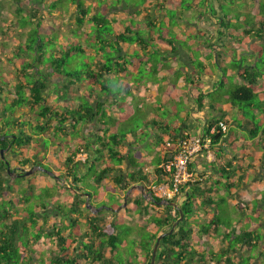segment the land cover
<instances>
[{
  "label": "trees",
  "instance_id": "trees-1",
  "mask_svg": "<svg viewBox=\"0 0 264 264\" xmlns=\"http://www.w3.org/2000/svg\"><path fill=\"white\" fill-rule=\"evenodd\" d=\"M24 1H12L15 11L8 19L2 12L6 7L0 0V23L6 21L9 24L6 28L0 27V31L4 35L13 32L17 40L6 56L3 53L8 45L3 41L0 43V119L6 120V124L0 126V148L16 155L6 157L3 154L4 157H0V264H36L38 260L40 264H120L117 263L121 255L120 246L126 244L129 236H133L132 241L144 252L145 264H151L157 237L168 232L181 216L175 207L162 203L165 199L155 195L154 188L171 180L172 172L166 170L163 164L175 155L178 142L191 136L184 128L189 114L183 119L174 108L172 114L175 118L169 121L155 115L161 106H149L148 112L144 113V129L137 127L136 130L128 128L127 115L123 116V112L129 110L136 114L137 111L143 115L141 103L145 104L144 90L150 89V83L162 82L168 86L172 79L174 92L181 91L185 98L190 92L186 87L189 82L199 86L201 92L192 93L194 102L189 107L192 113L194 110L202 111L208 104L207 96L211 94L204 90L201 77L204 74L217 77L209 67L211 63L219 68V72L221 70L223 76L221 80H214L211 92L224 87L227 82L229 69L219 46L223 40L231 39L227 54H237L238 48L242 47L243 56L263 60L264 48L255 46L253 41L264 39V0H250L254 3L255 20L245 28L236 23L225 26V19L221 24L216 20L213 26H206V31L198 27L196 35L205 32L204 36L211 38L210 43L198 42V45L202 51L204 48L214 50L217 63L212 53L196 57L187 39L180 37L166 23L170 22L167 10L180 11L183 4L194 8L195 4L188 0H117L115 5H112V0H95L91 6L86 5L84 0H30L27 2L34 4H30L29 9L24 7ZM38 3L45 4L48 9L33 6ZM69 3L77 5L76 27L65 31L61 23ZM194 3L197 5L198 1L194 0ZM43 12L53 18V23H48ZM121 12L128 18L115 17ZM234 12V20L240 23L247 21L245 13ZM207 16L212 18L210 14ZM230 22L234 23L233 19ZM57 28L67 33L65 37L62 33L58 36L53 33ZM156 28L160 30L158 33ZM186 32L181 30L184 37ZM53 35L57 36L56 44ZM196 38L199 40L198 36ZM180 47L190 55L191 72L183 69L185 63L179 62L178 67H174L169 62V55L175 54ZM156 53H160V58H153ZM245 60L247 64H242L244 69L235 71L242 80L227 93V99L232 102L229 109L233 115L231 122L225 118V110H219L220 103L212 101L210 107L220 115H205L206 121L201 129L205 136L211 137L212 150L226 137L232 155L228 156L227 146L219 150L216 161L205 163L208 169L196 171L201 179L182 187L184 201L180 207L184 218L172 234L162 239L156 257L159 264H208L209 261L213 264H252L253 260L264 264V189L257 187L261 181L254 182L256 186H253L257 188L255 199L258 207L251 205L252 199L243 197L235 204L242 209V215L253 214L248 218L249 226H244L240 220L226 226L222 224L218 212L219 202L226 200L222 193L224 187L241 190L243 184L251 182L248 180L250 169L256 168L254 178L261 173L258 165L264 170V135L259 132L262 126L246 118L247 110L243 107L245 103L257 110V105L253 103L259 95H264V88L258 89L260 82L264 84V70L258 67L257 61L252 65L247 57ZM169 70L173 71L171 77L167 73ZM114 79L119 85L116 94L111 91L110 85ZM181 80L184 87L178 89L176 86ZM50 82L53 84L51 89L48 87ZM164 88L160 85L159 90ZM162 93L157 96L163 97ZM51 94L64 103L57 105L50 102ZM163 98L164 104L173 100L171 97L168 100ZM123 100L125 105L121 104ZM176 104L178 101H175L174 107ZM182 104L185 102L182 101ZM26 108L31 111L25 112ZM20 113L25 117L23 123L19 120ZM152 113L154 116L151 117ZM12 118L16 119L14 127L9 133H4ZM221 120L226 122L227 132L210 133V129ZM18 123L22 127L19 133L14 131ZM231 124L238 126L236 133L230 128ZM87 126H91L89 131ZM238 140L253 141L254 147L258 150L262 148L263 157L258 163L255 164L253 151L247 153L245 146L236 145ZM64 141L68 142V147L67 153L62 155L57 149L61 151L65 147ZM47 142H51L54 149L49 150ZM144 145L151 148L146 151L155 152L153 159L141 158V146ZM42 151L46 153L45 159L41 157ZM50 151L56 152L59 158L66 156L64 164H60L58 180H62L61 177L73 180V185L68 182L72 195L66 198L69 203L64 196L61 198L63 190L70 188L66 186V180L63 186L57 181L58 186H62L60 191L52 193L44 189V200L49 202L35 204L29 209L36 183L25 175L28 171L25 167L32 162L35 166L44 167V160H47ZM82 152L86 153L83 162L77 158ZM225 153L226 162L221 160ZM23 155L26 156L23 158ZM245 158H250V165L245 166ZM13 159H17L19 165H13ZM194 166L196 163L192 162L190 169L193 170ZM35 172L31 175L34 176ZM83 177L89 178L83 183L89 196L79 193L83 191L79 187ZM16 178H28L29 184L24 183L26 180L17 183ZM261 178L264 182V173ZM223 182L226 184L224 187ZM103 185L117 196V190L125 194L134 186L140 190L127 195L129 206L123 211L108 209L110 212H100L96 217L85 214L86 197L91 200L97 193L94 192L95 187ZM95 197L96 203H99L98 196ZM176 200L179 202L176 198L171 201ZM229 201L226 200L227 203ZM51 210L60 220L49 226ZM123 212L130 217V221L122 220ZM110 216L112 219L108 222ZM136 223L144 230L150 229L146 238L141 237L142 229H135ZM32 229H35L33 236ZM139 236L140 241L136 238ZM42 237L52 239L57 246L51 249L49 256H45L44 252L39 255L35 248ZM213 245L217 246L214 248ZM220 253L221 257L218 256ZM255 253L258 254L255 256ZM134 255L138 257L137 251Z\"/></svg>",
  "mask_w": 264,
  "mask_h": 264
},
{
  "label": "rangeland",
  "instance_id": "rangeland-1",
  "mask_svg": "<svg viewBox=\"0 0 264 264\" xmlns=\"http://www.w3.org/2000/svg\"><path fill=\"white\" fill-rule=\"evenodd\" d=\"M12 1L13 0H3L4 6L6 8L2 12H3L5 17H8V19L11 18V16L13 15V11H15V5L13 4ZM27 1H30V0L24 1L23 5H24V7L29 9V7L31 6L30 4H34V3H28ZM35 1H37V0H35ZM84 1H85L86 5L91 6V4L93 5V2L95 0H84ZM197 1H198V3L196 5V3H194V0H188L189 3L195 4V6H193L194 8H189V6H190L189 4H183L180 7L181 8L180 11H178V10H170V11H168L167 10L166 11V15L169 18L170 22H166L165 20L164 21L173 30H175L180 35V37H183V38L187 39V42L193 48L196 57L200 58L202 56V54H204V53H208V54L212 53L213 59L216 62L217 61V56H216L215 53H213L214 50H212L210 48H206V49L204 48V51H202V49L198 45V42L199 43H201V42L210 43L211 38H209L207 36H204L205 32L200 33V35L199 34L196 35L195 34L196 30H198V27H200L201 29H203V31L204 30L206 31V26H209V27L213 26V23L216 22V20H218L219 23L221 24V22L224 19H225V23H224L225 26L226 25H230L231 26V24L234 25L236 23L237 26H241V27L245 28L248 24L254 23V20H255L254 3L252 1H250V0H249V2H245L244 0H239V1H236V0H197ZM112 3H113L112 5L117 4V0H112ZM217 3L219 5H217ZM107 4H108V2H107ZM38 5H33V6H35L37 8L38 7H40V8L42 7L43 8L42 10H47L48 9V7L45 4L43 5V3L42 4L38 3ZM98 5H100V4L98 3ZM102 7L105 8L106 5L103 4ZM129 10L130 9H128V11ZM234 11H236V13L238 11L239 12L241 11V12L245 13V15L248 16L247 21L240 23V22H237L236 20H234V15H235ZM114 12L116 13L117 11L114 10ZM231 12H233L234 14L231 15L230 14ZM248 12H250L251 15ZM43 14L45 15V17L47 16L46 12H43ZM207 14H210L212 16V18H209L207 16ZM111 16L113 17V16H115V14H111ZM200 16H202V17H200ZM28 17H30V16H28ZM28 17H26V18H28ZM76 17H77V5L75 3H69V8H68L67 12L64 13L63 21L61 23L63 25V27H64V30L66 29L65 31L69 30L70 28H75L76 27V25H75ZM115 17L122 18V19H127L128 18V16L123 14L122 12L118 13ZM231 19H233L234 23L230 22ZM46 20L48 21V23H53V18H50V17L47 16ZM29 21H30V19H29ZM7 23L8 22H6V21L4 22V24H2V22H1L0 23V27H3V28L8 27L9 24H7ZM181 30L187 31L186 34H185V37L182 35L183 33H181ZM65 31L64 32H60L59 28H57L55 31H53V33L57 34V36L62 33V37H65V35L67 34V33H65ZM159 31H160L159 28H156V32L158 33ZM12 33L13 32H11V33L8 32V34L4 35L0 31V43H1V41H3L4 43H7V45H8L7 49L5 50V53H3L4 56L8 55L9 50L14 45H16V43H17L16 37H15L16 34L12 35ZM57 36H55V35L52 36L53 39H55V40H53V42L55 44L58 42L56 40ZM156 36H157V34H156ZM196 36L199 37V40L196 38ZM215 41L216 40H214V42ZM230 41H231V39L228 38L227 41L223 40V44L221 43L219 45L220 46V50H222V52H223L222 53L223 58L224 59L226 58L225 65H227V67L229 69L228 75H227V82L224 85V87H220L219 89H216V91H214V92H211V90H210V94L211 95L207 96L208 104L203 107L202 112H199V110L194 112V116H196L198 118H193L192 111H191V109L189 107L190 104H191L189 98L188 97L185 98L182 95L181 91L174 92L175 91L174 86H173L174 85V81L172 79V83L169 84L168 86L164 85L162 82L159 83V84H156L157 87H160V85H162L164 87H167L164 90H167V92L171 95L170 97L173 98L172 102L169 101L166 104H164V102H163L164 98L163 97H159V96L154 97V99H152V100L148 99L147 97H144L143 100L145 101V104L141 103V106H143V109H141L143 111V115L138 114L137 111H136V114H135V111H133L134 114H132V113H130L129 110L128 111L124 110L123 116L127 115V120H128V123H129V125H127L128 128H136V130H137V127H138L139 129H144V125H145V122H146L144 113L146 114L148 112V107L149 106H153L154 105L155 107H158V106L160 107L161 106L160 109L157 108L158 114H155V115H158L161 118L168 119L169 121H172L173 118H175V114H172V111L174 110V108H175V111L177 109V111H179L181 113L180 116L183 119H184L185 115L189 114V116L187 117V122L188 123L189 122H193L194 123V125H192L193 128H192L191 132L193 133L192 135H195L199 131H201V129H202L201 125H203L205 123V121H206L205 115L206 116H209L210 114H213V115L214 114L215 115L218 114V115H220L218 111L215 112L210 107L209 104L212 101L218 102V105L220 103V105H219L220 109L219 110L220 111H221V109L225 110L224 115L227 116L225 118L230 119L229 121L231 122V120H232L231 117L233 115H231V112H230L229 109L232 106V104H231L232 102L227 99V93L229 92L230 89H233L235 87V85L242 80V78L240 76H238V74H235V71H238L240 68H242V64L243 63L247 64L246 60L244 61V58H246V57L248 59V62H250L252 65L255 64L256 61H257L258 67L261 70H264V50H263V53H262L263 60H261V59L255 60L253 58H250L248 55L243 56L241 51H240L242 47H239L238 45H236L237 47H239L237 54L236 53L227 54L226 52L229 50L228 46H229ZM253 43L257 47H263L264 48V39L255 40V41H253ZM153 58L154 59L160 58V53L154 54ZM9 67H11V65H9ZM209 67L211 68V70H213V72H216L217 78H219V80H221L222 77H223L221 70L219 72V68L216 65L212 64V63L209 65ZM242 69H244V68H242ZM6 70H7V68H6ZM10 71H13V70L11 69ZM147 77H149V74H147ZM11 80H13V79H11ZM111 83H110V85L112 86L111 91L114 94H116V91L118 90V86H119L118 82H117L116 79H114V80L111 81ZM12 84L13 83H11L10 85H12ZM52 85L53 84L50 82L49 86H48L49 89H51L53 87ZM186 87L190 91H192L194 93H196L197 91L198 92L200 91L199 86H197L196 84L192 85L190 82L187 84ZM207 87H209V86H207ZM207 87L205 89H207ZM263 88H264V84H263V82H260L259 85H258V89L261 90ZM163 91H160V94ZM82 92H83V90H82ZM122 92H123V89L120 91V93H121L120 95H122ZM162 95H163V93H162ZM179 97L181 99H179ZM50 99H51L50 102H53V103H55L57 105L58 104L62 105L64 103V101L57 100L56 96L54 94L50 95ZM185 99L187 100V102H186ZM181 100L183 102H185V104H182ZM175 101H178V104H176V106L174 107ZM121 104L125 105L124 100L121 102ZM253 105H257V110L252 109L250 107V105H246L244 103L243 107L245 108V110H247L246 111L247 112L246 118H250V119H252L254 121L255 124H258L259 126H262V127L259 128V132H260V135H264V133H263L264 132V95H259L258 98L253 103ZM7 106L8 107L10 106L9 103L7 104ZM30 111L31 110L29 108L25 109V112H30ZM255 111H257V113ZM121 112H122V109H121ZM232 112H233V110H232ZM254 115L256 116V118H254ZM19 116H20L19 117L20 122L23 123V121H24L23 119H25V117L21 113H20ZM177 117H178V115L176 116V119H177ZM7 119H8V117H7ZM203 119L205 120L204 122H203ZM14 121H16V119H14V118H12V120H10V126L9 127L6 126L4 128L5 129L4 133H6V132L9 133L10 132V128L14 127ZM4 124H6V120L0 119V126H4ZM20 124L21 123H18L16 125L17 129L14 130L17 133L22 131L21 130L22 127H21ZM258 125H256V126H258ZM92 127H94V126H92ZM251 127H252V125H251ZM90 128H91V126H87L86 127L87 131H89ZM230 128L233 130V133H236V131H238V126L235 125V124H231ZM244 133L245 132H243V134ZM144 139H146V137ZM64 144H65V147L61 151H58L59 149H57V152L61 153L62 155L67 153L68 142L64 141ZM70 144L73 145L74 143H70ZM46 145L49 147V150L51 148H53V146H52L53 144L51 145V142H47ZM149 149H151V148L149 146H147V150H149ZM260 150H262L261 147H260ZM260 150H258L256 148V151H254V155L256 157L255 164L257 163V160L260 159V157L261 158L263 157V153ZM1 151H2V148H0V157H1ZM211 152H212L211 158H207V155L204 152L200 153V154L204 153V157L200 158V157L196 156V158L198 157L197 161H202V160L211 161V160H214V158L216 157V152L213 151V150H211ZM55 153L52 152V151L49 152L48 156L46 157L47 160H44V165L45 166L42 167V168L38 167V166H35L33 162L25 167V169L28 170V171L32 170V173H34L35 171H37L39 169L37 172H35L34 176L31 175L32 173L27 175V176H30L31 179L35 180V183H36L35 190H37V191L34 190L33 194L30 196L31 199H30L29 205H28L29 209L32 208V207H35V204H40L41 205L44 201L46 203L49 202L48 200H44L45 199V197L43 196V193H45L44 189H46V190L49 189L50 192L54 193V192L60 191L59 190V189H61L60 187H62L64 185V180H66V179L64 177H61L62 180H58V175H59L60 164H64L63 158H65L66 156H63L62 158H59V155L56 154L57 155L56 156ZM3 154L6 157H7V155H8V157H9V155H10V157L11 156L12 157L16 156L15 154L7 153V151H5V150H3ZM41 155H42L41 157L43 159H45L46 153H43V151H42ZM229 155L231 156V154H229ZM25 156L26 155H23V158ZM225 156H226V154L222 155V159H223L224 162L228 161ZM85 157H86V153L85 152L84 153L83 152L79 153L78 156H77V158L79 160H81L82 162L84 161ZM20 160H21V157H20ZM50 160L53 163H51ZM244 160H245V163H244L245 166L250 165V163H251L250 158H245ZM17 162H18L17 159L16 160L13 159L11 161V163L13 165H19V164H17ZM48 162H50V163H48ZM55 165H57V167ZM201 167L202 166H199V165L196 166L194 168L195 169L194 171H201ZM257 169H260L261 173L255 179H254L255 175H254L253 171L252 170L248 171V176H249L248 180H250L251 182L248 183V184L247 183L243 184L242 187H241V190H239V189L237 190L236 188H233L232 190H230V189L224 187V186H226V184L224 182L222 183V187H224V189L222 191V193L225 196L224 199H226V200L230 199V200L234 201L233 203H231L230 201L227 203L226 200L219 202V204H218V206H219L218 207V212H219V215L222 217V224H224L226 226H232V225L236 224L238 220H240L242 222V224H244V226L245 225L249 226L248 218H249V216H252L253 214L251 213L250 215H245L243 213V215H242V213H241L242 209L240 210V208L236 207L235 204L238 202L239 198L243 197V198H246V199L247 198L248 199H252V202H251L252 206H254V207H258L259 206L258 201H256V199H255L256 193H257V188H255L253 186H256V185H254V182L261 181V183H260V187L261 188H259V190L264 189V188H262V187H264V182H262V179H260L263 176L264 170H262L261 167H259V165H258ZM60 172H61V170H60ZM255 174H256V172H255ZM12 176L14 177V176H16V174H14V175L12 174ZM24 180H26V181L24 182ZM87 180H89L88 177L87 178L83 177V181L81 183H79V187L83 190V191H80L79 193L84 192V193H87L88 196H89V192L86 190V187L83 184V183H85L84 181H87ZM16 181H17V183H21V182L23 183L24 182L27 185L29 184V179L28 178H26V179L25 178H23V179L22 178H16ZM57 181H59L62 186L59 187L58 184H57ZM68 182H70L71 185H73V183H74L73 180H68V181L66 180V183H67L66 186H68ZM68 187L70 188V186H68ZM138 190H140V189L139 188H134V189L131 190V192L135 191L136 193H138ZM72 191H71V188H70V190L69 189H64L63 190L64 193L61 194L60 197L62 198V196H64V200H66V198H68L67 196L70 197V195H72L71 194ZM94 192H97L95 194V196H98L99 203H96L97 201H96V197L94 196V194H93L91 200H90V197H86V200H87L86 203L87 204L85 205V210L87 212H85V214L90 213L91 215L96 217V216H98L100 214V212L105 214L107 212H110V210H113L114 208L116 209L117 212H119V211H123V209L126 206H129V205H126L124 207L123 206L124 203L120 204V202H119V201H124L125 202V200L127 198V195L129 196V194L131 193V192L129 193V190L126 192V194L124 193V191H122V192L119 191L118 192V190H117V193H118V196H117L115 193H113L112 190H109V189L105 188V186L103 185V186H100V187L96 186ZM146 197H147L148 200L150 199L149 196L146 195ZM178 200H179V204H182L183 201H184L183 197H180ZM67 202L69 203V200ZM88 204L91 205L92 207L88 206ZM94 208L96 210H94ZM225 208H227V209H225ZM108 209H110V210H108ZM49 216H51L50 217V221H49L50 223H48L49 226L54 221L60 220L58 215L56 217V213H54V210H51L49 212ZM111 219H112L111 216L108 217V222L111 221ZM191 219H193V217H191ZM122 220L130 221V217L127 214H125V212H123ZM137 223H140V221L137 222ZM137 223L135 225V229L139 230V231H140V229H142L141 237L143 236V238H146L148 236V231L150 229L149 230L147 229L148 231L144 230L141 227V225H138ZM133 224L134 223L132 221V225ZM83 227L86 228L85 225H83ZM187 228H189V225H187ZM34 233H35V229H32L31 230V236H33ZM158 237H157V239H158ZM132 238H133V236H129V239L126 242V244L124 246H122V247L120 246V254L121 255H119V257L117 258V263L128 264V262H131L132 264H145L146 256H145L144 252H142L139 249L140 247L137 244L135 245V243L132 241V240H134V238L133 239ZM136 238L140 241V236L136 237ZM157 239H156V241H157ZM222 245H224V244L222 243ZM56 247L57 246L52 241V239H50L48 237H42L40 242L37 245H35V248H36L38 254L40 252H44L45 256L51 255L52 254L51 249L56 248ZM213 247L215 248L216 246L213 245ZM255 250H256V248H255ZM136 251H137L138 257L136 255H134L136 253ZM34 254H35L36 257H38V254H36V253H34ZM256 254H258V253H255L254 255L256 256ZM218 256L221 257L222 256L221 253L218 254ZM211 257L213 258L212 255H211ZM38 261L36 262V264H40ZM155 264H159V262L156 260ZM208 264H213V263H211L209 261ZM252 264H258L257 260H253Z\"/></svg>",
  "mask_w": 264,
  "mask_h": 264
},
{
  "label": "built area",
  "instance_id": "built-area-1",
  "mask_svg": "<svg viewBox=\"0 0 264 264\" xmlns=\"http://www.w3.org/2000/svg\"><path fill=\"white\" fill-rule=\"evenodd\" d=\"M218 126L220 129H218ZM227 130L226 122L221 120L218 125L210 129V133L214 134L218 131L226 133ZM211 143V137L205 136L202 130L179 141L175 155L163 164L166 170L172 172L171 180L155 187V195L165 200L183 197L182 187L201 179L197 176L196 171L190 169V164L193 162L194 157L202 152L206 153L207 158H211Z\"/></svg>",
  "mask_w": 264,
  "mask_h": 264
},
{
  "label": "crops",
  "instance_id": "crops-1",
  "mask_svg": "<svg viewBox=\"0 0 264 264\" xmlns=\"http://www.w3.org/2000/svg\"><path fill=\"white\" fill-rule=\"evenodd\" d=\"M235 44V43H234ZM169 62L175 67V66H177L178 67V63L179 62H182V63H185V68H183L184 70H187V71H189V72H191V69H193V67L191 66V60H190V55H189V53L186 51V50H184V48H179V51H177L175 54H170L169 55ZM172 72L173 71H167V73H168V75H169V77H171V74H172ZM236 73V72H235ZM202 85H203V87H204V90L206 91V93H208V92H210V90L212 89L211 87H212V83L214 82V80L217 78L216 77V75H214V74H208V75H206V74H204V75H202ZM169 84H170V82H168ZM168 84V85H169ZM165 85V84H164ZM207 86H209V87H207V89H205ZM150 89H148V90H144V94H145V97H147L148 99H154V97H156L157 95H159L160 94V91H163L164 89H166L167 87H165L164 89H162V90H159V87H157L156 86V84H154V83H150ZM182 87H184V81H179L178 83H177V86H176V88H178V89H181ZM193 92L192 91H190L188 94H187V97L189 98V100H190V103L192 104L193 102H194V99H193V94H192ZM197 93V92H196ZM170 94L167 92V90H164L163 91V97H165L167 100L170 98V96H169ZM190 104V105H191ZM193 106V105H192ZM197 110H194L193 111V113H192V115H193V118H198V117H196V116H194V112H196ZM199 112H202V111H199ZM150 116L152 117V116H154V114L152 113V114H150ZM220 117H222V116H220ZM227 117V116H226ZM206 118V117H205ZM222 119V118H221ZM205 120L203 119V122H204ZM192 125H194V123L193 122H186V124H185V129H187L188 131V133H190L191 135L193 134L192 132H191V130H192ZM202 126V125H201ZM199 130V129H198ZM197 130V131H198ZM228 144H229V142L226 140V137L224 138V140L215 148V149H213V151H215L216 152V157L214 158V160L213 161H216L217 159H218V154H219V150H221V149H224V147H226L227 146V148H226V150H228L229 149V147H228ZM246 144V145H245ZM236 145L239 147V146H245V152H247V153H250L251 151H256V147H254V145H253V141H249V142H244L243 140H238L237 142H236ZM147 146H141V158H144V159H149V160H151V159H153L154 158V155H156L155 154V152H148V151H146V148ZM228 156H230L229 154H231L232 155V153L228 150ZM226 154V153H225ZM196 156H198V157H200V158H203L204 157V153L203 154H197ZM196 156L194 157V159H193V163L195 162L196 163V166H202L201 167V171H203V170H205V169H208L207 168V166H206V162H208V161H206V160H202V161H197V159H198V157L196 158ZM220 160V159H219ZM221 160H222V158H221ZM197 162H198V164H197ZM259 161L257 160V163H258ZM196 166H194V168L196 167ZM194 168H193V170H194ZM212 168L216 171L217 169H216V167L214 166V165H212ZM253 171V173H255L256 172V168L254 167V168H252V169H250V171ZM201 171H199V172H201ZM260 174V173H259ZM255 179V178H254ZM260 179H262V178H260ZM257 187H259V188H261L260 187V184H258V186ZM262 188H264V187H262ZM230 202L231 203H233L234 201H232V200H230ZM217 246V245H216Z\"/></svg>",
  "mask_w": 264,
  "mask_h": 264
},
{
  "label": "water",
  "instance_id": "water-1",
  "mask_svg": "<svg viewBox=\"0 0 264 264\" xmlns=\"http://www.w3.org/2000/svg\"><path fill=\"white\" fill-rule=\"evenodd\" d=\"M1 156L4 157V156H3V150L1 151ZM6 164L9 165V162H6ZM8 170H9V169H8ZM31 173H32V170H29V171L25 172V175H29V174H31ZM134 188H139V187H138V186H134V187H132V188L129 190V193H130L131 190L134 189ZM142 191H144L143 188H142ZM129 193H128V194H129ZM82 194H84V193H82ZM162 203L167 204V205H171V206L175 207L177 210H179V211L181 212V216H180V218L174 223V225H173V227L171 228L170 231H168V232H164V233H162V234L159 235V237H158V239H157V241H156V243H155V245H154V248H153L152 257H151V264H155V263H156V256H157L158 248H159V246H160V244H161L162 239H163L164 237H166L168 234H172L173 231L175 230L177 224L179 223V221H181V220L184 218V214H183L182 211H181V207H180L179 202H177V201H170V200H164ZM126 205H127V200H125L123 206L125 207ZM88 206H90V205L88 204Z\"/></svg>",
  "mask_w": 264,
  "mask_h": 264
},
{
  "label": "clouds",
  "instance_id": "clouds-1",
  "mask_svg": "<svg viewBox=\"0 0 264 264\" xmlns=\"http://www.w3.org/2000/svg\"><path fill=\"white\" fill-rule=\"evenodd\" d=\"M171 201V200H170ZM177 201V200H176Z\"/></svg>",
  "mask_w": 264,
  "mask_h": 264
}]
</instances>
